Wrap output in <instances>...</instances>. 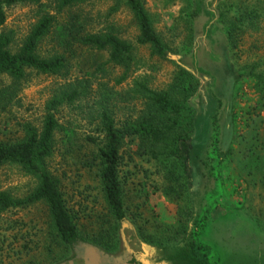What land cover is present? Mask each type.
<instances>
[{"label": "rangeland", "instance_id": "374dc122", "mask_svg": "<svg viewBox=\"0 0 264 264\" xmlns=\"http://www.w3.org/2000/svg\"><path fill=\"white\" fill-rule=\"evenodd\" d=\"M141 1L153 22L155 33L166 47L164 60L150 57L147 47H138L135 55L137 70L131 71L120 85H116V80L123 70L107 65L99 71L100 68L95 65H106L107 56L85 49L65 75L30 73L17 95L18 102L0 111V141L22 137L25 124L39 129L46 103L64 83L88 79L92 93L99 84L112 89L119 95L112 108L118 123L125 117L135 116L141 108L139 101H132L125 95L131 90L134 79H144L149 88L161 91L170 83L175 66H180L195 76L199 83L191 99L198 116L193 143L196 153L203 157L208 147L206 140L209 138L211 117L217 114L222 123L219 146L222 150L231 149L227 166L222 171L223 178L228 186H232L230 192L232 188L236 190L234 196L220 199L219 207L207 215L204 228L197 236L198 242L207 247L211 264H264V146L261 147L264 145V128L258 130L262 142L254 143L251 146L253 149L249 150V142H243L240 135L233 136L228 142L229 125L226 120L231 112L228 111L229 104H234L233 112L238 116H243L245 112V104L234 97L235 89L233 92L227 79V76L231 77L228 65L241 66L264 56V21L257 34L245 36L243 45H239L240 49L233 55V49L228 50L225 44L223 26L218 22V8L222 6L225 9L230 3L236 4L237 0ZM241 1L247 3L246 0ZM110 7L108 2H92L81 6V9L97 20L104 17ZM5 11L3 31L13 33L11 48L14 51L36 23L37 6L18 5ZM109 21L120 27L123 39L134 42L138 32L126 10L120 9ZM51 43L50 39L44 41L41 49H50ZM82 60H85L84 64ZM89 73H93L92 76ZM9 83V79L0 78V87ZM246 86L242 90L246 96L242 99L252 100L251 91ZM92 101L91 97L88 101L64 106L56 115L64 130L77 135L84 151H87V142L83 140L96 135L97 120ZM234 132L236 135L241 133L237 129ZM243 134L249 136L246 132ZM61 136L62 133H59L58 137ZM58 148L49 166L59 181L61 194L80 238L73 249L62 247L52 235L47 210L42 204L6 214L0 217V264H49L51 258L55 259L51 264H62L75 257L74 249L79 253L84 246L95 248L102 259L115 262L114 258L119 252H124L125 240L132 234L141 239L146 252L155 250L159 253L160 244L169 246L175 242L172 236L175 233L178 236L179 224L186 219L185 206L184 200L177 199L174 192L172 196L166 194L165 189L172 187L163 167L135 160L141 169L149 170V173L133 168L134 163L124 168L134 173L122 181L127 217L112 235L107 228L104 204L92 176L76 160L65 161ZM33 180L16 166L0 168V191H6L14 198L30 193L36 186ZM193 182L200 200L214 194L213 184L195 179ZM15 222L23 226L9 230ZM11 249L15 254L9 252Z\"/></svg>", "mask_w": 264, "mask_h": 264}, {"label": "trees", "instance_id": "16d2710c", "mask_svg": "<svg viewBox=\"0 0 264 264\" xmlns=\"http://www.w3.org/2000/svg\"><path fill=\"white\" fill-rule=\"evenodd\" d=\"M92 2H108L111 7L104 17L96 20L81 9ZM246 2L237 0L225 9L218 8V22L223 26L225 44L228 50L233 49V55L239 45H243L245 36L257 34L264 21V0ZM18 5L37 6L38 17L20 46L13 51V33L4 32L3 27L6 8ZM120 9L129 13L137 28L134 42L123 39L120 27L109 21ZM49 39L52 47L43 51L42 43ZM138 47H147L150 57L165 59L166 47L155 33L141 0H0V78L10 80L8 85L0 87V111L18 102L17 95L30 73L65 75L76 58L81 57L83 49L107 56L106 65H95L99 71L107 65L122 69L123 74L116 80V85H120L131 71L137 70L135 55ZM175 67L170 83L161 91L149 88L144 79H134L131 90L125 95L132 101H139L141 108L135 116L125 117L118 123L112 108L119 95L106 85L99 84L94 93L88 79L67 82L58 88L45 105L39 129L25 124L22 137L0 141V168L16 166L36 183L35 188L22 198L0 191V217L42 204L47 210L52 235L61 246L69 249L77 242L80 238L77 227L61 194L59 181L49 166L59 146L65 161L76 160L92 176L104 204L107 228L113 235L125 221L128 211L123 201L122 181L134 173L124 168L134 163L133 168L149 173L135 160L155 163L164 168V175L171 184L172 188L165 189L166 194L172 196L174 192L177 199L184 200L186 213V219L179 224L178 236L177 233L172 236L175 242L169 246L159 245V261L211 264L209 251L198 242L197 236L210 211L219 207L220 199L236 194L235 188L230 192L232 186L226 184L222 173L231 149L222 150L219 146L222 123L214 114L206 140L208 147L203 157L196 153L193 143L198 116L191 99L199 83L191 73L180 66ZM228 69L231 77L227 76V79L232 91L235 89L234 97L245 104V112L240 117L233 112L234 104L227 106L231 111L226 119L229 125L227 140L231 142L233 136L240 135L243 142H249L251 150L254 143L262 142L258 130L264 128V56L241 66L228 65ZM245 86L251 91L252 100L242 99L246 96L242 91ZM91 97L97 120L96 135L83 140L87 142V151H84L77 135L64 130L56 115L62 107L88 101ZM236 129L241 133L236 135ZM59 133L63 135L61 138ZM192 179L213 184L214 194L200 200ZM17 226L21 225L15 222L9 230H15ZM9 252L15 254L13 249ZM54 260L51 258L49 264Z\"/></svg>", "mask_w": 264, "mask_h": 264}, {"label": "flooded vegetation", "instance_id": "af4514ba", "mask_svg": "<svg viewBox=\"0 0 264 264\" xmlns=\"http://www.w3.org/2000/svg\"><path fill=\"white\" fill-rule=\"evenodd\" d=\"M75 244L72 245V249ZM125 246L126 249L124 250V252H119L118 256L114 258L116 260L115 262L102 259V255L95 248H89L87 246H84L83 250L79 253H77L76 249H74L75 257L68 259L65 263L62 264H79L75 261L79 259H81L84 263L83 259L85 258L84 254L86 252L89 253L91 259L93 258V256L97 255V258L93 259L95 260V263L93 261H88L87 264H167L163 261H159L160 254L157 253L155 250L146 252L144 250V243H142L141 239L138 238V236L136 235L132 234V237L127 238L125 240ZM90 249H93L94 252H90Z\"/></svg>", "mask_w": 264, "mask_h": 264}, {"label": "water", "instance_id": "95a60500", "mask_svg": "<svg viewBox=\"0 0 264 264\" xmlns=\"http://www.w3.org/2000/svg\"><path fill=\"white\" fill-rule=\"evenodd\" d=\"M90 252H94V250L93 249H90L89 250ZM84 256H85V258L83 259L84 260V263H83V261L81 260V259H79L78 260V262L80 263V264H87L88 263V261H93L94 263H95V260H93L94 258H97V255H95V256H93V258L91 259V256L89 255V253L88 252H86L85 254H84Z\"/></svg>", "mask_w": 264, "mask_h": 264}]
</instances>
